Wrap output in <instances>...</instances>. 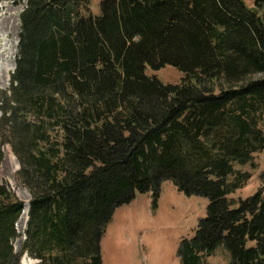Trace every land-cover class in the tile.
Returning <instances> with one entry per match:
<instances>
[{
  "label": "trees",
  "instance_id": "trees-1",
  "mask_svg": "<svg viewBox=\"0 0 264 264\" xmlns=\"http://www.w3.org/2000/svg\"><path fill=\"white\" fill-rule=\"evenodd\" d=\"M0 112L31 195L0 185V264H104L116 209L166 181L209 202L181 264H264V186L229 198L264 153V0H27Z\"/></svg>",
  "mask_w": 264,
  "mask_h": 264
},
{
  "label": "rangeland",
  "instance_id": "rangeland-1",
  "mask_svg": "<svg viewBox=\"0 0 264 264\" xmlns=\"http://www.w3.org/2000/svg\"><path fill=\"white\" fill-rule=\"evenodd\" d=\"M252 7L253 0H246ZM1 16L10 22V36L1 34L4 58L0 59V94L9 90L12 76L16 69V59L21 33V15L27 6V0H0ZM98 7V3L96 4ZM6 69H9L7 79ZM149 76H156L166 85H177L183 74L175 67H166L160 71L147 70ZM1 115V112H0ZM5 146L4 161L0 167V185H8L17 197L29 203L31 195L19 180L21 169L17 157L8 152ZM7 151V152H6ZM251 180L245 188L231 195L230 200L238 204L254 195L264 186V153L255 157L254 167H245ZM208 200L202 197H188L180 192L171 181L163 183L159 196L152 193L137 194L128 204L116 209L107 227L102 241L104 264H181L180 251L185 240L195 236L199 221L206 216ZM27 222H18L19 237L13 241L16 253L20 254L25 242ZM26 258V260H25ZM211 264H229L230 256L224 248H220ZM36 261L27 255L23 256L22 264H35Z\"/></svg>",
  "mask_w": 264,
  "mask_h": 264
},
{
  "label": "bare ground",
  "instance_id": "bare-ground-1",
  "mask_svg": "<svg viewBox=\"0 0 264 264\" xmlns=\"http://www.w3.org/2000/svg\"><path fill=\"white\" fill-rule=\"evenodd\" d=\"M1 7H3V6L0 5V14L2 12ZM10 22L11 21L7 17L4 18L3 16L0 15V59H3V61H8V59L5 60V58H4V49H5V47L2 45L1 34L5 35L7 37L10 36V32H11L10 31L11 30V28H10ZM9 72H10L9 69H6L7 79L10 78L9 77ZM0 80H1V77H0ZM7 151L8 152H11L10 147L7 149ZM27 206H28V204H27ZM22 220H24L25 222H27V220H28V210H26L23 213V215L21 217V221Z\"/></svg>",
  "mask_w": 264,
  "mask_h": 264
},
{
  "label": "water",
  "instance_id": "water-1",
  "mask_svg": "<svg viewBox=\"0 0 264 264\" xmlns=\"http://www.w3.org/2000/svg\"><path fill=\"white\" fill-rule=\"evenodd\" d=\"M26 260V259H25Z\"/></svg>",
  "mask_w": 264,
  "mask_h": 264
}]
</instances>
